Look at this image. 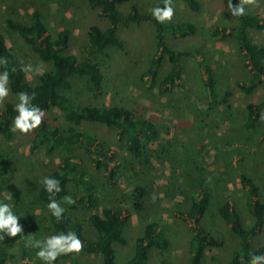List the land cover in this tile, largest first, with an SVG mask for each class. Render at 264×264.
I'll list each match as a JSON object with an SVG mask.
<instances>
[{"label": "rangeland", "instance_id": "374dc122", "mask_svg": "<svg viewBox=\"0 0 264 264\" xmlns=\"http://www.w3.org/2000/svg\"><path fill=\"white\" fill-rule=\"evenodd\" d=\"M119 9L129 13L133 5L142 12L151 11L158 0H117ZM202 10L192 12L180 0L174 9V18L192 19L199 25L195 36L181 39L168 38L170 46L196 51L197 55L181 57L184 68L183 86L170 92L159 90L161 79L167 74L171 62L166 56L154 86H148L142 74L156 52V29L151 22L121 27L118 39L111 48V65L104 67L108 76L105 93L94 97L79 79L70 94L80 104H118L135 109L138 116L152 120L159 128L157 139L144 144V158L130 154L124 140L119 139L117 129L104 124L85 123L83 130L94 134L106 147L125 162L115 182L110 184L106 170L92 165L86 152H80L81 162L104 185L105 194L98 210L77 205V216L85 222L88 237L97 238L90 226L89 216L101 212L104 206L123 207L129 215L126 245L114 244L116 264H125L133 255L136 238L143 235L146 223L157 220L165 230L171 244L166 250L152 249L146 264H189L192 222L183 221L178 211H187L194 188L209 191L210 204L202 224L208 230L211 244L203 264H227L234 251L240 249V238L219 213V207L231 202L238 210L242 222L250 227L254 217L246 205V190L240 179L245 172L260 187L264 200V116L254 128L245 126L247 105L264 100V84L247 94L238 82L250 78L243 52L236 40L228 37L222 41L211 39L215 24L231 25L235 17L228 9V0H201ZM251 13L264 15V0L245 3ZM38 9L47 17L49 33L54 36L65 26L74 30L70 51L79 54V47L88 42L90 25H106L100 9L91 7L88 0H0V33L7 43L20 55L26 65L27 77L35 81L52 64L42 60L16 32H8L6 19H27ZM255 42L264 45V29H250ZM123 45V47H122ZM209 62L214 74V92L206 87L207 74L201 60ZM1 73V72H0ZM8 94L0 98V113L7 101L19 103L7 83ZM50 121L68 127L63 113L57 109L45 113ZM34 131L16 130L12 140L0 135V151L11 157V189L0 190V200L9 203L22 216L19 223L22 233L16 236L3 234L0 247L14 254L8 264H44L37 256L38 249L31 245L33 239L44 240L51 236L47 224V207L38 205L37 195L42 179L62 163L60 152L47 153L45 147L31 150ZM127 162V163H126ZM135 186L144 193L132 201ZM201 186V187H199ZM204 186V187H202ZM201 190V189H200ZM74 200L72 193L69 194ZM136 202L141 204L137 208ZM64 208L69 204L58 201ZM264 244L263 231L253 239V246ZM65 262L103 264L102 256L81 252ZM64 261L56 264H63ZM264 264V261L258 262Z\"/></svg>", "mask_w": 264, "mask_h": 264}, {"label": "trees", "instance_id": "16d2710c", "mask_svg": "<svg viewBox=\"0 0 264 264\" xmlns=\"http://www.w3.org/2000/svg\"><path fill=\"white\" fill-rule=\"evenodd\" d=\"M155 6L163 7L164 0H158ZM178 0H171L172 7ZM192 12L202 10L201 0H180ZM91 7L100 9V16L106 20V25H90L87 35L88 42L79 47V54L70 51L74 30L71 26H65L54 36L49 33L47 17L38 9L33 10L24 20L6 19L8 32H16L39 57L52 64V69L43 72L35 81L27 77L24 60L7 43L5 34L0 33V72L9 73V86L17 96L20 92H26L30 96L34 93L32 103L38 106L43 114L57 109L61 111L65 120L70 123L68 127L42 118L39 127L34 131L31 150L36 151L45 147L47 153L60 152L62 163L46 176L54 177L60 182V191L48 193L41 184L37 195L38 205L47 207L49 200L57 202L64 200L70 193L74 196V203L64 208L62 219L57 220L47 207V224L51 235L69 231L75 232L83 247L79 252L61 254L54 264L74 258L81 252L98 254L102 256L103 264H116L115 243L126 245L127 226L129 215L123 207L104 206L101 212L92 213L88 221L96 231L97 238L88 237L85 222L77 216V205L80 203L87 209L98 210L102 205L105 188L85 165L80 161V152H86L92 165L99 170L109 173L104 178L112 184L119 175L125 162H120L116 153L99 140L97 136L83 130L85 123L104 124L117 129L119 139L124 140L126 149L130 154L144 158V144L158 138L160 128L150 119L138 116L132 108L112 105L80 104L70 94L76 80L79 79L85 88L94 97H101L105 93V82L108 76L103 71L110 66L113 48L118 39L121 27H130L133 24L140 25L151 22L156 29V52L147 69L142 74L145 83L152 87L155 85L160 68L167 56L171 67L161 79L158 87L160 92H170L183 86L184 68L181 57L197 55L196 51L182 50L172 47L168 38L181 39L195 36L199 31V25L192 19H177L161 23L157 21L151 11L142 12L137 5L131 7L129 13H123L117 0H88ZM233 5L239 0H232ZM245 15L234 16L235 23L231 25L215 24L210 32L211 39L222 41L228 37L236 40L239 49L243 52L246 65L250 70V78L238 82L239 88L247 94L256 91L264 84V45L255 42L250 34V29H264V15L251 13L245 6ZM123 47V45H122ZM207 74L206 87L210 94L214 92V74L208 61L202 59ZM16 101H7L0 113V135L12 140L16 130L13 131V121L18 114L15 110ZM248 115L245 126L254 128L264 116V100L247 105ZM264 140V130L261 134ZM127 163V162H126ZM12 164L8 153L0 151V190L11 189ZM240 179L246 190V205L254 217L252 226L243 224L238 210L231 202H226L219 207V213L231 230L240 238V249L234 251L231 260L227 264H253L252 253L264 255V244L253 246V239L264 228V200L261 199L260 187L254 178L242 172ZM201 187V186H199ZM204 187V186H202ZM201 189V190H200ZM144 190L135 186L130 199L143 197ZM209 191L206 188H194L190 193L191 202L187 211H178L177 216L183 221L192 222L193 235L190 239L191 258L189 264H203L206 251L211 244L208 230L203 226L202 219L210 204ZM137 208L141 204L136 202ZM165 230L157 220L146 223L143 235L136 238L133 255L125 264H146L152 249L166 250L171 241ZM14 254L0 247V264H8ZM63 264H77L65 262ZM83 264H92L90 262Z\"/></svg>", "mask_w": 264, "mask_h": 264}, {"label": "clouds", "instance_id": "9594fccd", "mask_svg": "<svg viewBox=\"0 0 264 264\" xmlns=\"http://www.w3.org/2000/svg\"><path fill=\"white\" fill-rule=\"evenodd\" d=\"M247 2H250V0H239L238 4L233 5L232 0H228V9L234 16H243L246 12L244 4ZM151 13L161 23L171 20L174 14L171 0H164V6L154 7L151 9ZM4 62L6 61H0V63ZM8 80L9 73L7 71L0 73V98L8 94ZM18 98L19 103L15 105V110L18 114L13 121V131L19 130L20 132L27 133L40 126L44 114L38 106L32 103V100L35 98L34 93L30 96L26 92H20ZM41 183L50 194L60 191V182L54 177L45 176ZM64 200L69 204L74 203V200L70 196L64 197ZM47 207L57 220L62 219L64 208L60 203L54 199H50ZM20 216L22 215L17 214L9 203L0 200V239L4 238L3 234L16 236L22 233L23 226L19 223ZM31 245L38 249L36 254L44 264H54L57 257L61 254L79 252L83 247V242L75 232L69 231L67 233L53 234L44 240L33 239ZM260 261H264V255L253 252V264H258Z\"/></svg>", "mask_w": 264, "mask_h": 264}, {"label": "crops", "instance_id": "0c3cea01", "mask_svg": "<svg viewBox=\"0 0 264 264\" xmlns=\"http://www.w3.org/2000/svg\"><path fill=\"white\" fill-rule=\"evenodd\" d=\"M263 16V15H262Z\"/></svg>", "mask_w": 264, "mask_h": 264}]
</instances>
